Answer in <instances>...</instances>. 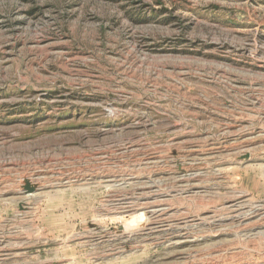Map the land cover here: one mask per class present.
I'll return each instance as SVG.
<instances>
[{
    "label": "rangeland",
    "instance_id": "rangeland-1",
    "mask_svg": "<svg viewBox=\"0 0 264 264\" xmlns=\"http://www.w3.org/2000/svg\"><path fill=\"white\" fill-rule=\"evenodd\" d=\"M0 264H264V0H0Z\"/></svg>",
    "mask_w": 264,
    "mask_h": 264
},
{
    "label": "water",
    "instance_id": "water-1",
    "mask_svg": "<svg viewBox=\"0 0 264 264\" xmlns=\"http://www.w3.org/2000/svg\"><path fill=\"white\" fill-rule=\"evenodd\" d=\"M247 157V155H246ZM25 193H31L34 192L35 187L28 181H26L25 185L23 186Z\"/></svg>",
    "mask_w": 264,
    "mask_h": 264
},
{
    "label": "bare ground",
    "instance_id": "bare-ground-1",
    "mask_svg": "<svg viewBox=\"0 0 264 264\" xmlns=\"http://www.w3.org/2000/svg\"><path fill=\"white\" fill-rule=\"evenodd\" d=\"M158 206V205H157ZM128 225V224H127Z\"/></svg>",
    "mask_w": 264,
    "mask_h": 264
}]
</instances>
